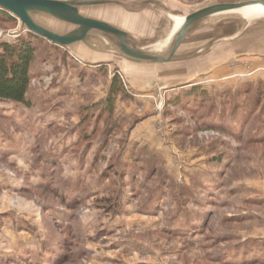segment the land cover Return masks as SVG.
<instances>
[{"label":"rangeland","instance_id":"374dc122","mask_svg":"<svg viewBox=\"0 0 264 264\" xmlns=\"http://www.w3.org/2000/svg\"><path fill=\"white\" fill-rule=\"evenodd\" d=\"M52 1L113 27L128 24L134 32L127 36L130 47L162 57L173 48L175 19L217 5L187 0L184 13L166 11L169 19L162 20L164 13L151 3ZM251 1L264 0L234 3ZM26 10L56 37L80 34L51 15L56 8ZM27 33L18 18L13 25L0 22V44ZM117 42L93 31L66 47L44 38L37 44L31 107L0 111L7 140L0 146V252L39 253L48 243L60 248L57 264H264V113L241 124V132L233 121L236 132L228 134L202 128L206 109L192 114L171 103L199 87L208 107L214 104L224 114L235 100L226 107L220 98L242 94L237 101L245 111L252 101L243 94L264 86V60L255 73L253 61L236 62L235 69L241 65L245 73L232 85L205 75L193 84L172 77L163 89L142 90L125 75L132 62ZM94 58L103 61L88 63ZM115 75L125 94L115 104L117 129L100 150L106 121L99 114ZM86 115L93 117L90 141L79 135ZM61 185L73 188L70 198Z\"/></svg>","mask_w":264,"mask_h":264},{"label":"crops","instance_id":"0c3cea01","mask_svg":"<svg viewBox=\"0 0 264 264\" xmlns=\"http://www.w3.org/2000/svg\"><path fill=\"white\" fill-rule=\"evenodd\" d=\"M121 1V4L127 6L130 5L129 1L139 6L142 3H151L164 13L160 17L162 20L169 19L166 17V11L184 13L187 10L186 3H184L187 0ZM242 1L245 0H205L204 3L212 5ZM233 14L214 15L191 28L173 60L168 63L131 61L130 71L125 73L130 79V84L135 89L149 90L153 87L163 89L168 84L166 80L168 78L175 77L177 81L193 84L198 82L200 77L209 75L214 82L226 81L227 85H232L235 78L245 73L241 65L235 69L234 64L244 61H253L255 63L254 73L258 72L261 68L260 63L264 60V15L250 18ZM128 26L122 22L115 28L123 31L127 36L134 35V32L128 30ZM102 61L94 58L88 60V63L94 64Z\"/></svg>","mask_w":264,"mask_h":264},{"label":"trees","instance_id":"16d2710c","mask_svg":"<svg viewBox=\"0 0 264 264\" xmlns=\"http://www.w3.org/2000/svg\"><path fill=\"white\" fill-rule=\"evenodd\" d=\"M16 18L14 15L0 9V22H4L9 25L15 24ZM42 42V38L28 31L26 36H20L14 42H4L0 44V111L8 108L10 105L24 106L30 108L31 104L28 100V91L31 83V67L35 59L37 52V44ZM55 48H60L59 46H54ZM120 77L115 75L110 83L107 96L104 101V107L101 109L99 115L105 116V129L102 142L99 149L101 150L105 144V137H110L117 129V121L113 118L115 113V104L117 98L124 96L125 90L124 86L119 79ZM248 91V92H247ZM243 95L250 101L249 107L244 111H240V103L237 99L242 98L241 95H236L233 98L227 95V97H221L220 105L228 106L232 100L235 102L232 104L231 111L228 114H224V111H220L217 106L211 104L208 107V97L207 94L202 91L199 87H191V89L182 92V96L177 95L171 103L177 107L186 109L192 114H197L203 112L205 109L204 120L202 122L203 129L207 130H219L222 132H227L228 134L232 132L235 133V128L240 127V132L242 131L241 124L250 121L252 116L259 111L264 113V86L261 83L255 90L249 88ZM252 94V95H251ZM249 96H252L251 98ZM186 103H185V101ZM184 101V102H183ZM185 103V104H184ZM242 104V103H241ZM231 106V105H230ZM4 108V109H3ZM2 114V113H1ZM223 117V118H222ZM93 117L86 115V118L79 126V135L83 136L87 141L91 138L88 137V126ZM216 119H222L226 121V124L222 126L218 123ZM234 121V127L232 126ZM261 124V123H259ZM95 133V129H93ZM231 131V132H230ZM86 134V136H85ZM238 136H241L240 134ZM6 134L0 132V146L6 144L7 140L3 139ZM93 138V137H92ZM235 138V137H234ZM12 145H15L10 142ZM6 147V145H5ZM7 147L14 148L7 144ZM5 149V148H1ZM16 149V147H15ZM99 151V150H98ZM49 153H47L45 160L48 158ZM56 165V164H55ZM53 165V166H55ZM52 174V173H51ZM54 181V186L59 187ZM71 186L70 184H65V186ZM54 187V188H55ZM63 189V185H61ZM69 189V190H67ZM65 189L67 198L71 197V193H74L73 188ZM75 189V188H74ZM71 190V191H70ZM90 195V192L87 193ZM69 205L74 201L69 200ZM105 204H112V199H102ZM117 204V203H116ZM115 204V205H116ZM117 206V205H116ZM113 208L114 204H112ZM177 226V225H176ZM180 227H183L179 225ZM61 256L60 248L53 246L51 244H44L41 252L31 253L29 251L16 254V253H4L0 252V264H57L58 258L56 256Z\"/></svg>","mask_w":264,"mask_h":264},{"label":"water","instance_id":"95a60500","mask_svg":"<svg viewBox=\"0 0 264 264\" xmlns=\"http://www.w3.org/2000/svg\"><path fill=\"white\" fill-rule=\"evenodd\" d=\"M254 5H261L264 7V1L217 4L197 10L187 15L176 31L173 48L171 49L169 55L162 57L160 55H150L141 50L130 47L127 43V35L123 31L105 22L81 16L76 12H73L67 4L52 0H0V9L8 11L17 17L29 32L47 39L55 45L66 47L74 43L81 42L90 32L96 31L105 35L116 37L118 39L117 46L120 52L131 61L151 63H168L172 61V58L180 47L188 31L202 20L218 14L235 13L238 10ZM26 7L56 8L58 10L57 13L52 11L50 12L51 15L56 16L65 23L80 28V34L77 36L56 37L35 24L29 18Z\"/></svg>","mask_w":264,"mask_h":264},{"label":"bare ground","instance_id":"6f19581e","mask_svg":"<svg viewBox=\"0 0 264 264\" xmlns=\"http://www.w3.org/2000/svg\"><path fill=\"white\" fill-rule=\"evenodd\" d=\"M242 10H245V11H248V10H251V11H258L257 13H253V12H244ZM237 13H240L241 15L243 16H246V17H252V16H259V15H264V7L261 6V5H254V6H249V7H246V8H243L241 10H238ZM175 22H176V25L174 27V30L178 29L180 27V25L182 24L183 22V19H175ZM169 46V45H168Z\"/></svg>","mask_w":264,"mask_h":264}]
</instances>
